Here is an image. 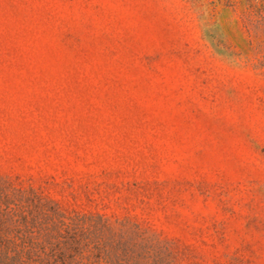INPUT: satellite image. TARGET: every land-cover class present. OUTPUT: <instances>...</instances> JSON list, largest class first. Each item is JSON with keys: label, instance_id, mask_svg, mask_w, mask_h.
Wrapping results in <instances>:
<instances>
[{"label": "rangeland", "instance_id": "1", "mask_svg": "<svg viewBox=\"0 0 264 264\" xmlns=\"http://www.w3.org/2000/svg\"><path fill=\"white\" fill-rule=\"evenodd\" d=\"M259 14L0 0V181L106 220L113 264H264Z\"/></svg>", "mask_w": 264, "mask_h": 264}, {"label": "trees", "instance_id": "2", "mask_svg": "<svg viewBox=\"0 0 264 264\" xmlns=\"http://www.w3.org/2000/svg\"><path fill=\"white\" fill-rule=\"evenodd\" d=\"M111 231L106 220L66 214L34 189L0 181V264H113Z\"/></svg>", "mask_w": 264, "mask_h": 264}]
</instances>
